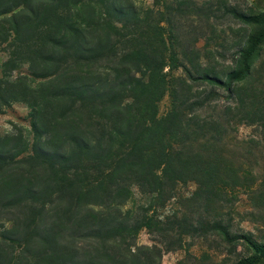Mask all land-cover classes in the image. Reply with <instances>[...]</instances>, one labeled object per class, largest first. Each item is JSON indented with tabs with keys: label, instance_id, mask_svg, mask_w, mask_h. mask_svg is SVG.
I'll return each mask as SVG.
<instances>
[{
	"label": "trees",
	"instance_id": "16d2710c",
	"mask_svg": "<svg viewBox=\"0 0 264 264\" xmlns=\"http://www.w3.org/2000/svg\"><path fill=\"white\" fill-rule=\"evenodd\" d=\"M144 1L0 0V113L24 105L30 135L0 136V264H160L187 237L264 264V242L213 212L238 178L225 140L254 126L264 145L261 78L248 83L264 10ZM217 12L239 33L220 69L197 47ZM187 183L192 211L159 218Z\"/></svg>",
	"mask_w": 264,
	"mask_h": 264
},
{
	"label": "rangeland",
	"instance_id": "374dc122",
	"mask_svg": "<svg viewBox=\"0 0 264 264\" xmlns=\"http://www.w3.org/2000/svg\"><path fill=\"white\" fill-rule=\"evenodd\" d=\"M152 0H145L143 6H149ZM198 7L202 9L215 10L220 0H194ZM230 4H235L241 10H264V0H227ZM172 0H167V3ZM183 4L188 0H181ZM217 17L209 20V24L215 27L213 32L207 31L205 39L197 43L199 62L201 65H210L220 69L227 64V61L217 57L215 52L225 54L228 58L231 46L234 42L233 37L239 35L238 25L226 18H220V13H215ZM195 22L197 19H193ZM182 21V20H181ZM222 31L225 33L222 34ZM233 34V37L232 35ZM225 38V39H224ZM222 46V47H220ZM225 50V51H224ZM208 53L214 54L209 56ZM4 60V55L0 53V63ZM264 49L261 55L255 61L254 72L248 81L249 84H255L256 80L261 78L260 102L264 106ZM180 75V71L174 73ZM200 90V88L196 89ZM168 105V98L164 96L158 103V114L162 115ZM14 128L21 129L23 135L30 139L28 135L27 108L20 103H13L4 108L0 113V136L13 133ZM228 149L227 157L232 162L237 172V177L231 181V186L224 188V194L221 202L215 205L213 212L231 220L234 226H238L244 231L252 233L256 240L264 242V145L258 142L257 130L254 126L238 125L225 140ZM254 181L257 185L261 181V200L257 199V193L253 191ZM237 182V185L232 183ZM196 185L187 183L177 188L176 196L167 201L163 207H158L156 214L162 217H170L173 213H186L192 211L196 205L193 199V193ZM261 207V208H259ZM261 220V221H260ZM155 240V236L145 230H141L137 235L139 244L150 245ZM157 240V239H156ZM218 246L214 237H208L205 240L196 237H187L183 239L181 249L167 251L161 255L160 264H226L227 257L219 255L210 249Z\"/></svg>",
	"mask_w": 264,
	"mask_h": 264
}]
</instances>
